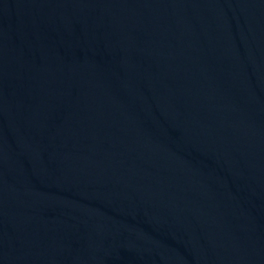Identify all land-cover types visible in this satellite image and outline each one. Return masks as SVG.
I'll return each mask as SVG.
<instances>
[{"label": "water", "instance_id": "water-1", "mask_svg": "<svg viewBox=\"0 0 264 264\" xmlns=\"http://www.w3.org/2000/svg\"><path fill=\"white\" fill-rule=\"evenodd\" d=\"M0 264H264V0H0Z\"/></svg>", "mask_w": 264, "mask_h": 264}]
</instances>
